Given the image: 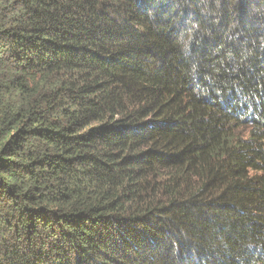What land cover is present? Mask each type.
<instances>
[{
    "label": "trees",
    "instance_id": "trees-1",
    "mask_svg": "<svg viewBox=\"0 0 264 264\" xmlns=\"http://www.w3.org/2000/svg\"><path fill=\"white\" fill-rule=\"evenodd\" d=\"M0 264H264V0H0Z\"/></svg>",
    "mask_w": 264,
    "mask_h": 264
}]
</instances>
